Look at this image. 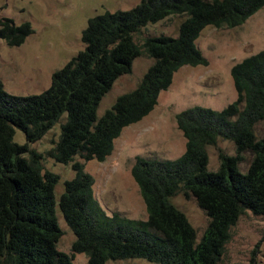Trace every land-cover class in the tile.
Masks as SVG:
<instances>
[{
	"label": "trees",
	"instance_id": "obj_1",
	"mask_svg": "<svg viewBox=\"0 0 264 264\" xmlns=\"http://www.w3.org/2000/svg\"><path fill=\"white\" fill-rule=\"evenodd\" d=\"M263 7L264 0H141L131 9L91 17L82 32L83 49L52 74L44 91L15 95L0 79V264H76V253L87 254L88 264L130 258L219 264L240 217L248 210L264 216V49L233 65L236 100L221 110L197 105L176 115L186 138L178 158L136 157L131 174L146 219L108 214L85 162L106 161L123 130L155 109L181 67L209 64L197 45L205 27L240 26ZM171 16L181 17L176 36L136 41L137 33ZM33 32L29 21L0 18V39L9 46L22 45ZM142 55L152 63L138 85L99 115L103 97ZM59 121L60 136L47 154L72 163L76 172L65 181L58 201L76 236L71 253L58 249L63 234L56 209L60 175L45 168L43 152L30 147ZM17 129L25 133L23 144L15 140ZM220 138L232 141L236 152L220 149V165L213 170L208 146ZM246 152L252 159L242 171ZM181 193L194 196L209 217L200 240L173 201Z\"/></svg>",
	"mask_w": 264,
	"mask_h": 264
},
{
	"label": "rangeland",
	"instance_id": "obj_2",
	"mask_svg": "<svg viewBox=\"0 0 264 264\" xmlns=\"http://www.w3.org/2000/svg\"><path fill=\"white\" fill-rule=\"evenodd\" d=\"M141 0H0V18L10 17L16 23L29 21L34 32L20 46H9L0 39V79L5 89L15 95L36 94L51 84L52 74L62 68L84 45L82 32L88 20L105 11L131 9ZM181 17L171 16L150 24L136 34L142 43L150 35L178 34ZM197 45L209 60L207 66L185 65L174 76L173 83L161 92L155 109L141 121L126 127L115 141V149L106 161L90 160L85 169L95 178V195L108 214L118 212L133 219H146L147 210L131 169L138 155L176 159L186 149V138L178 128L176 115L181 111L204 106L221 110L237 99L231 69L237 62L264 49V7L245 23L236 27L207 26L197 39ZM152 63V58L142 55L134 61L132 72L120 76L103 97L98 113L102 115L117 97L134 89ZM61 122L38 142L31 143L45 155L44 166L60 175L56 186L57 215L63 234L58 249L71 253L76 238L64 219L58 201L65 190V181L75 176L72 163L55 161L47 152L58 140ZM15 140L26 142L25 133L17 129ZM235 154L232 141L220 138L216 146H208L209 168L218 169L219 150ZM78 160L83 161L77 157ZM252 159L245 153L241 162L246 171ZM174 203L188 216L197 229L200 240L209 223V217L198 205L194 196L182 193L173 198ZM76 264H88L85 253H76ZM106 264H151L147 259L130 258L109 260ZM219 264H264V216L248 210L231 228V239Z\"/></svg>",
	"mask_w": 264,
	"mask_h": 264
}]
</instances>
